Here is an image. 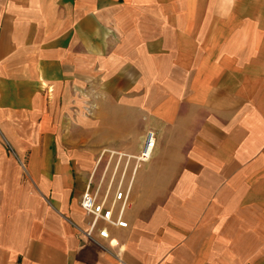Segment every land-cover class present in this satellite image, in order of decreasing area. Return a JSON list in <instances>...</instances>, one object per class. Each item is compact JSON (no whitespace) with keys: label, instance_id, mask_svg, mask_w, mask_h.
Returning a JSON list of instances; mask_svg holds the SVG:
<instances>
[{"label":"crops","instance_id":"crops-1","mask_svg":"<svg viewBox=\"0 0 264 264\" xmlns=\"http://www.w3.org/2000/svg\"><path fill=\"white\" fill-rule=\"evenodd\" d=\"M0 264H264V0H0Z\"/></svg>","mask_w":264,"mask_h":264},{"label":"built area","instance_id":"built-area-1","mask_svg":"<svg viewBox=\"0 0 264 264\" xmlns=\"http://www.w3.org/2000/svg\"><path fill=\"white\" fill-rule=\"evenodd\" d=\"M155 144V133L148 131L146 133L145 143L141 153L134 157L136 160L135 167H138L141 163L147 162L151 158ZM130 192L131 186L125 188L123 180L118 183L111 201L109 197L110 189L103 197H100L99 190H96L93 193L89 190L85 192L81 199V207L84 212L92 218L89 229L86 232V235L89 238H93V233L97 229L99 222H104L110 226L118 228L128 227V223L124 219V213L129 206ZM117 208L118 211L117 214H115ZM98 235L102 239L109 238V232L106 228L99 229Z\"/></svg>","mask_w":264,"mask_h":264},{"label":"rangeland","instance_id":"rangeland-1","mask_svg":"<svg viewBox=\"0 0 264 264\" xmlns=\"http://www.w3.org/2000/svg\"><path fill=\"white\" fill-rule=\"evenodd\" d=\"M130 161V158H128V157H125V156H120V155H111V154H106L105 156H103V159H102V162H101V165H100V167H99V171L97 172L98 174H97V176L98 175H101V173L103 172V169L105 168V166L108 164V166H109V173H108V177L106 178V181H105V183H104V185L100 188L101 189V195L103 194V192H104V190L105 189H107V182H108V179H109V176H110V173H111V171H113L114 170V168H116L117 167V165L120 163L121 164V166H124L126 163H127V161ZM131 165L133 164V163H135L136 164V160L135 159H133V160H131ZM115 186V185H114ZM112 187V189H111V192H114V190L116 189V187ZM108 188H109V186H108ZM107 191H108V189H107ZM106 191V192H107ZM105 192V193H106ZM104 193V194H105Z\"/></svg>","mask_w":264,"mask_h":264}]
</instances>
